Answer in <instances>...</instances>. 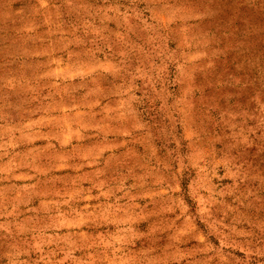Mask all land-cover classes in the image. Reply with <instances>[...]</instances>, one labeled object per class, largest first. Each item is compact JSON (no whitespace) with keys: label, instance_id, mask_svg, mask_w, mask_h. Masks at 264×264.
Returning a JSON list of instances; mask_svg holds the SVG:
<instances>
[{"label":"rangeland","instance_id":"374dc122","mask_svg":"<svg viewBox=\"0 0 264 264\" xmlns=\"http://www.w3.org/2000/svg\"><path fill=\"white\" fill-rule=\"evenodd\" d=\"M0 264H264V0H0Z\"/></svg>","mask_w":264,"mask_h":264}]
</instances>
